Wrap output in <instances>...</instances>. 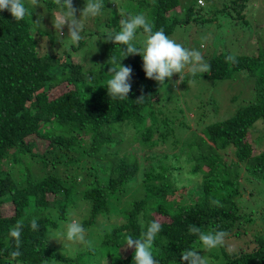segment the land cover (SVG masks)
Here are the masks:
<instances>
[{"label":"trees","instance_id":"16d2710c","mask_svg":"<svg viewBox=\"0 0 264 264\" xmlns=\"http://www.w3.org/2000/svg\"><path fill=\"white\" fill-rule=\"evenodd\" d=\"M128 3H133L139 12H147L154 31L163 29L166 35L176 26L187 24L194 15L185 9L187 16L179 18V0ZM52 5L46 4L48 8ZM235 8L236 12L244 10V0H238ZM120 20L121 15L112 14L107 25L118 32ZM32 27L27 15L22 21H15L8 11L0 12V264H44L50 259L74 264H135L134 248L124 253L125 239L140 238L153 220L161 224L152 246L159 264H181L180 254L200 242L189 233L190 224L203 231L219 226L231 239L251 237L250 245L231 253L222 252L215 260L220 259L218 264H264V200L260 204L253 201L255 205L247 207L240 186L244 180L264 188V52L257 57H235L236 63L226 62L228 54H217L208 62V79H234L242 71L253 75V98L232 116L198 126L199 133H190L188 139L180 141L175 128L192 127H187L182 118L183 108L178 111V122L164 117L162 125L157 123V115L162 114L155 107L160 90L155 83L144 80L140 56L121 61L132 68V89L127 100H112L105 87L110 79L106 61L113 55L121 58L119 45H107V60L100 71L97 66H89L88 70L85 57L80 59L78 55L84 40L77 46L70 38H64L69 42L68 50L60 56L48 51L42 54V39L38 36L47 35L51 40L54 35L33 32ZM76 56L80 61L75 63L72 58ZM62 84L70 89L50 98L48 92ZM140 95L145 100L134 102ZM124 125L132 130L131 135L125 134ZM126 138L147 150L161 144L169 150L151 155L156 159L148 163L141 176L139 200L134 199L131 186L141 164L138 154L122 150ZM227 153H231V158L225 156ZM175 158L185 164L181 174L189 175L182 180L178 178L181 174L176 173L179 168L175 169ZM82 160L85 164L78 166ZM35 163L41 165L42 172L46 170L40 178L31 174L30 166ZM73 165H77L76 169L64 176L55 171ZM197 179L200 183L193 184ZM175 183L182 186L178 188ZM196 191L200 196L194 200L191 194ZM131 192L133 197L127 201V208H112L111 201L120 203ZM178 193L187 196L189 202L176 196ZM80 199L90 206L88 218L81 221L87 231L97 225L98 217L119 220L102 233L96 248L85 245V250L72 253L74 259L72 254L57 255L48 246V233H65L63 225L72 221L69 218L73 211L69 212V208ZM212 201H219V206ZM7 205L12 210H6ZM34 218L39 225L36 231L30 227ZM17 224L23 225L19 249L22 255L14 259L10 254L15 242L9 232ZM252 226L260 228L252 233ZM96 250L104 251L105 256H98Z\"/></svg>","mask_w":264,"mask_h":264},{"label":"rangeland","instance_id":"374dc122","mask_svg":"<svg viewBox=\"0 0 264 264\" xmlns=\"http://www.w3.org/2000/svg\"><path fill=\"white\" fill-rule=\"evenodd\" d=\"M179 1L180 7L176 9L179 18L182 19L187 16L188 12L185 11V9L192 10L194 15L191 17L190 21L187 22V24H184L183 26H176V28H174L168 36L181 43L186 48L200 51L205 61L209 62L217 54H228L234 57H257L258 54H263L264 0H244L245 8L244 10L240 8L238 12H236L237 8H235V3H238V0H202L203 6H199L198 0ZM23 2L25 3L26 7L33 10L31 0H23ZM86 2L87 0H73V6L79 10H82L84 3ZM104 2L105 10L101 13V15L95 18L81 17V22L83 25V31L81 35L85 45L84 48L79 51L78 55L80 59L85 57V60L88 63V66H86L85 69L88 70H90L89 66L93 67L97 64L102 65L107 60L106 48L110 42L105 43L104 39L109 34L115 33L113 31V27L107 25V20L112 16V14L117 13L121 15V18H124L129 14L135 15L142 13L148 19L147 12L137 11V8L134 6V4L128 3V0H104ZM49 3H53L51 8L46 6V4ZM58 11L59 7L55 4V0H38V6L35 8L34 13L31 16V21L33 23L36 21V19L43 18L41 20L43 28L33 24V32L54 35L53 38L51 36V40H49V36L47 35H44L43 37L38 36L40 39H42V46L39 48V50L42 54L45 51H48L51 53V55H55L56 57L60 56L62 51L68 50L67 43H69L64 40V38H69L67 25H65L60 33L56 28ZM79 14L80 13L78 11L76 13L77 18L79 17ZM145 39L146 36L142 34V32L136 36V41L138 42V45L141 49L144 46ZM49 42L54 44L53 48L49 47V44H47ZM76 57L77 58H72V61L75 63L80 61L79 57ZM142 72L144 80L155 83L160 90V100L158 104L155 105L156 108H159L162 111V114L157 115V123L159 125H162L160 122L162 119H164V117L174 119L175 123L178 122L179 117H181L178 111L183 108L182 118H184V122L187 121V127H192V129L190 128L185 130V128L176 127V136L180 141L188 139L190 137V133L191 136L192 133H199L197 128L198 126L201 128L203 125H207L213 121L223 120L232 116L237 109L245 106L250 100H252L255 88V79L253 78L254 76L251 74L249 75L246 71L236 73L237 75L234 79L214 80L206 78L205 74H197L193 78L187 69H185L184 72L179 74L183 77V83L176 85L175 82L179 80V76L174 75L170 80H166L165 85L162 86L154 80L145 78L143 66ZM193 80L195 82H192ZM69 89L70 87H68L66 84H62L55 89H51L48 92V96L53 98ZM158 112L160 113V111ZM196 121L198 124H196ZM127 126L124 125L123 130L126 135H131L133 132L128 128L129 126ZM172 126L173 125H171V127ZM126 140L127 141L121 145L122 150H129L138 154L139 162L141 164V169H139L136 181L131 186V191H134V199L139 200L142 198L141 176L146 172L148 163H152L155 161H152V159H156L151 155H154L153 153H168L169 150L164 144H161L152 150H147L139 142H133L130 138H126ZM145 151H147V154L143 155L142 153ZM149 156L151 157V160H149ZM225 156L231 158V153H227ZM174 161V166L176 167L175 169L179 168V171H176V173L179 175L181 174L182 166L185 164H183L179 158H175ZM84 164L85 162L82 160L78 166H82ZM76 166L77 165H73L70 169L59 167L55 171L64 176L67 172L71 173L74 171ZM30 169L31 174L36 178L42 177L44 175L43 173L46 172V170L42 172V167L38 163L31 164ZM175 169L173 170L175 171ZM186 176L188 177L189 175L181 174L179 177H177L182 180V177ZM198 179L193 184L200 183V180ZM79 180L80 178H77V187L78 189H81V181ZM175 184L177 187V184L179 183ZM240 186L243 200L246 199L245 204L248 205L247 207L260 204L264 200V188H261V186L257 185L255 182H244V180H242ZM176 196L181 197L185 203L189 202V198L182 193H178ZM199 196L200 194L198 191L191 194V197L194 200L198 199ZM132 197V192L129 195L126 194L123 196L120 203L111 201V206L115 210L116 208L125 209L127 208V201ZM169 199L172 200L173 196L169 197ZM253 201H256V203L254 204ZM5 209L12 210V207L7 205L5 206ZM72 211L73 213L70 215L71 218L69 219L81 223L82 220H85L89 216V203L80 199L73 205V208H69V212ZM118 220V217H110L108 221L98 217L97 225L94 228H89L87 231V239L91 241L92 247L96 248L98 246L97 244L100 242L99 237L102 235V233L109 231V225L116 223ZM71 222H67L63 225L65 228V233L58 230H53L52 232L48 233V246L50 245V248L57 255L70 257L72 253L76 254L77 252L85 250L84 244L67 240L66 229L67 225ZM101 222L102 224H100ZM261 226L264 227V225ZM251 228V232L253 233L254 230H257L260 227L252 226ZM91 238H97V240L93 241ZM250 242V236H241L239 238L232 237L231 239V236L229 235L224 246L222 247L208 250L201 242H199L198 244H195L196 246H194L192 250L199 252V255L206 259L207 264H218L220 259L218 262L215 260H218L217 257H221L222 252L225 251L227 253H231L237 248L245 247L247 244L250 245ZM129 251L130 249H126L124 250V253L126 254ZM94 253L98 254V256H105V252L102 250H96ZM71 258H75L74 254H72ZM46 264L74 263L59 262L50 259L46 262ZM184 264L187 263L184 262Z\"/></svg>","mask_w":264,"mask_h":264},{"label":"clouds","instance_id":"9594fccd","mask_svg":"<svg viewBox=\"0 0 264 264\" xmlns=\"http://www.w3.org/2000/svg\"><path fill=\"white\" fill-rule=\"evenodd\" d=\"M55 4L59 7L57 13L56 28L58 32L67 25L68 37L72 44L79 45L83 39L81 33L83 25L81 17L95 18L105 10L104 0H87L84 3L82 10L73 6V0H55ZM199 6H203L202 0H198ZM33 10L26 7L23 0H0V12L8 11L15 21H22L25 16H31L35 8L38 6V0H31ZM79 11V17L76 13ZM43 19V18H42ZM36 19L33 23L38 27H42L41 20ZM120 30L114 34H109L105 37L104 42H112L114 45H119L120 57L111 56L106 61L110 65L108 75L110 79L107 81V95L112 100H127L132 89V68L127 65H122L121 61L129 56H140L143 64V71L146 79L156 81L158 84L165 85L166 80H170L174 75L179 76L176 85L183 83V77L179 74L185 69L194 78L197 74H206L211 71L210 63L205 61L202 53L195 49L184 47L181 43L170 38L165 34L163 29L154 31V24L150 22L146 16L140 14H129L120 20ZM138 30H142V34L146 36L143 48L136 45V34ZM123 46V50H121ZM226 62L236 63V58L232 55L225 57ZM100 71L104 65H96ZM202 76V75H201ZM192 82H195L194 80ZM144 95H140L134 102H143ZM182 185L177 184V187ZM214 205L219 206V201H212ZM33 231L39 229L37 220L34 218L30 225ZM22 224H17L10 229L9 235L15 242V250L11 252L12 258H17L22 255L19 250L21 247ZM161 231V224L153 220L147 227L146 231L141 233L140 238H132L127 236L125 239L126 249L134 248L133 258L135 264H159L152 253V246L155 238ZM190 234L198 237L203 246L208 249H216L225 244L229 236L227 231L221 230L219 226L209 231H203L199 226L190 224L188 227ZM66 238L68 241L77 242L92 247L91 241L87 239V229L84 226L73 220L67 225ZM181 264H207L206 259L199 255V252L191 249L184 250L181 254ZM47 261H45L46 264Z\"/></svg>","mask_w":264,"mask_h":264}]
</instances>
